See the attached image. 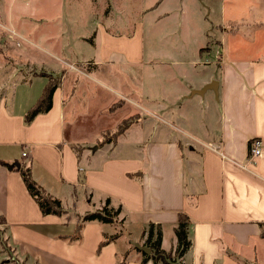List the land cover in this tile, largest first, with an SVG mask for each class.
Here are the masks:
<instances>
[{
  "label": "crops",
  "instance_id": "0c3cea01",
  "mask_svg": "<svg viewBox=\"0 0 264 264\" xmlns=\"http://www.w3.org/2000/svg\"><path fill=\"white\" fill-rule=\"evenodd\" d=\"M260 6L258 2L249 12L250 17L262 20V28L255 33L249 53H244L246 48L242 46L239 50L228 48V57L214 50L213 61L200 63L204 67L210 64L212 69L206 68V76L197 81H191L185 74L186 78H182L173 73L157 80L158 91L154 87L149 93V89L144 88L142 100L149 106L143 107L145 111L169 124L175 119L179 126L188 128L177 126L176 130L185 132L194 143L171 132L138 133L140 140L130 145L118 142L116 147L107 145L94 149L95 138L87 143L72 129L76 130L78 121L86 117L87 110L80 105V99L86 96L89 85L86 80L94 78L86 71L77 70L74 66L77 63L64 59L60 61L61 67L53 63L50 68L55 77L62 76L52 109L26 124L25 115L38 100H28L27 91L34 82H41V77L26 80L17 77L19 71L36 64L19 60L17 55L15 61L8 57L2 61L4 43L0 44V216L5 219V235L15 250L14 257L21 261L28 257L27 264H35L36 260L39 264H116L120 240L97 254L105 226L87 224L83 242L79 244L61 239L71 235L63 233V227L71 228L63 224L66 222L63 218L73 209L77 214L73 222H80V217L93 212L89 209L91 206L107 198L122 205V219L138 229L141 236L133 244L140 246L145 241L143 228L152 222L162 225V247L171 250L176 246L174 229L178 214L188 215L192 222V247L183 258L185 264H233L251 243L258 239L263 241L259 223L264 222V11L259 16ZM6 9V0H0V16L6 18ZM101 26L104 29L96 30L94 42L88 40L102 59L90 62L99 67L118 60L114 55L122 52L130 67L136 66L143 56V43L137 29L129 42L133 46L122 50L119 39L102 23ZM0 27L19 38L31 40L28 43L34 50H45L35 40L34 33L16 32L1 22ZM17 27L19 29V24ZM218 31L227 37L223 27ZM243 40L248 39L243 37ZM224 42L219 40L217 44L227 47ZM19 47L22 52L34 55L23 44ZM199 50L202 52L205 48ZM163 64L170 67L168 63ZM174 85L178 87L171 91L170 86ZM99 93L94 90V97L102 94ZM21 95L26 100H20ZM108 97L111 105L106 108L109 110L119 100ZM197 98L201 99L199 105H207L206 111L194 105ZM93 99L86 96L85 100ZM128 100L140 107L136 104L138 100ZM97 112L103 116L104 108H98ZM151 121L147 118L144 124L133 129L141 131L138 128H146ZM254 139H260L263 148L261 155L251 161L249 144ZM73 146L83 150L77 153ZM212 146L217 151H213ZM3 163L31 164L34 179L48 193L61 199L65 215L44 216L27 191L21 174ZM81 172L85 174L84 182L80 181ZM140 172L143 173L140 181L130 177ZM70 199L72 203L67 204L66 200ZM81 200H85V204L79 211ZM86 231H89L88 236ZM89 239L92 245L88 249ZM132 256L129 264H139L141 256L137 253ZM0 264H10L7 255Z\"/></svg>",
  "mask_w": 264,
  "mask_h": 264
},
{
  "label": "rangeland",
  "instance_id": "374dc122",
  "mask_svg": "<svg viewBox=\"0 0 264 264\" xmlns=\"http://www.w3.org/2000/svg\"><path fill=\"white\" fill-rule=\"evenodd\" d=\"M258 2L262 7L259 10L260 16L264 11V0H6V18L1 15L0 22L16 32L19 30L21 33H30L31 35L34 33L35 40L45 50H34L29 44L31 40L19 38L14 33L0 27V44L4 43L1 46L3 50L1 57H3L2 61L7 57L15 61L17 55L19 60L36 64L31 69L26 68L22 72L19 71L18 75H20H17V77H23V80L35 76L41 77V82H34L30 90L28 89V100L39 99L46 83L51 80L50 77H55L50 73L53 63L55 67H61L60 61L64 59L70 63H77L74 65L77 70L81 69L83 72L90 73L94 79L86 80V83L89 84L86 96L94 99L92 101L85 100L86 96L83 100L80 99V105H83L87 110L86 117H82L78 121L76 130L74 127L72 129L79 133L87 143H91L95 138L94 149L107 146H99V140L105 142L111 139L114 141L121 123L131 117H137L140 121L119 137L118 142L121 144L130 145L140 140L138 133L147 135V133L158 134L159 132H171L183 140L186 138L194 143L190 137L184 134L185 132L178 131L179 128L176 130L177 126L188 128L179 126L175 119L171 120L169 124L165 120L156 119L154 115L151 117V114L145 111L143 107L149 108V106H145L142 100V97L145 96L144 88L147 87L149 93L154 87L158 91L160 83L157 80L166 75L169 77L173 73L182 78H186L185 74L191 81H197L206 76L208 72L206 68L212 69L210 64L204 67V64L200 63L213 61L214 50H220L228 57V48L239 50L242 46L246 48L243 52L249 53V47L253 46L256 39L255 33L259 28H262V20L256 16L250 17L249 13ZM101 23L119 39V46L122 50L127 46H133L129 42L133 39L131 37L137 29L141 43H143V56L136 66L130 67L126 55L122 52L119 53V56L114 55V59L118 58V60H112L99 67L90 62L93 59H102L88 40L89 38L94 42L96 30L99 31L103 28ZM218 26L225 29L227 37L221 35L222 32L218 31L221 28ZM3 31L5 33H2ZM243 37L248 40H243ZM219 40H223V42L227 40L226 43L224 42L227 47L221 48L217 44ZM241 40L244 42L241 43ZM21 44L31 49L35 57L22 52L19 47ZM200 48H205V51L200 52ZM57 57L61 60H58ZM80 61L81 63L78 64ZM152 62H158V64L153 65ZM195 62L200 65L196 67L193 64ZM5 63H8L7 60ZM163 63H168L167 65L170 67H166ZM164 70L167 71L164 72ZM151 75L155 77V80ZM151 80L154 83L151 84ZM81 82L84 80L81 79ZM174 87L178 86H170V90L174 91ZM93 89L102 92V94L94 97ZM102 90L106 93H103ZM121 95L126 98H121ZM160 95L163 96V94ZM108 96L118 97L119 100L109 110L106 108L111 105ZM136 97L141 99L138 100ZM128 99L138 100L136 104H140V107L130 104ZM197 99L194 101V105L206 111L207 105H199L201 99ZM20 100L26 99H22L21 95ZM100 107L104 108L103 116L97 112ZM147 118H151L153 121L146 125V128L144 126L142 129L138 128L141 131L133 129L139 124H144ZM156 126L159 127L157 130ZM110 146L112 145L109 144L107 147L110 148ZM128 148L125 147V149ZM81 150L83 148L78 149L79 152ZM86 196L88 198V195ZM70 202L71 199L66 200L67 204ZM94 202L97 203V201ZM104 203L103 201L101 204L98 202L89 209L96 211ZM84 204L85 200H81L79 211ZM74 211L73 209L68 217L63 218L66 221L63 224H66V227L71 226L69 229L63 227L64 235L70 233L72 235L75 226L79 223L73 222L77 220V214ZM122 218L123 215L112 226L104 227V232L108 235L120 233L118 235L120 243L117 248L120 257L130 250V243L141 236L137 228L127 225L124 222L125 218ZM88 232L86 231L87 236ZM4 237L7 236L4 235ZM260 238L263 241L258 239L257 242L251 243L244 249V253H241L243 255L233 260V264H264V238ZM91 245L92 241L89 239L88 249ZM168 246L167 243L166 248ZM132 254L130 259H133ZM4 257L6 258V255L0 251V262Z\"/></svg>",
  "mask_w": 264,
  "mask_h": 264
},
{
  "label": "trees",
  "instance_id": "16d2710c",
  "mask_svg": "<svg viewBox=\"0 0 264 264\" xmlns=\"http://www.w3.org/2000/svg\"><path fill=\"white\" fill-rule=\"evenodd\" d=\"M43 93L37 102L30 108V110L25 115V123L31 124L33 120L40 114H45L52 109L53 106V97L57 89L61 85L62 76L60 77H50ZM139 118L131 117L127 120H124L121 123V126L117 129V136L113 140L108 139L107 141L99 140V146L112 145L116 147L118 144L119 137L127 132L130 127L134 124L139 123ZM102 135V139H103ZM106 140V138H105ZM251 142L249 144V148ZM74 150L78 153L76 146H73ZM6 165L10 170L17 171L21 174L23 182L27 188V191L31 197L37 203L41 213L44 216L54 215L63 217L65 215V209L63 207L61 199L48 193L45 188L39 184L33 177L32 165L29 163H19L20 167L16 165ZM142 172L131 174L130 177L135 180H141ZM85 174L80 173V181L84 182ZM123 212L121 204H114L111 198L105 200L104 205L93 212H87L83 217H81L80 222L75 226V231L69 237H61L62 240L69 244H79L83 239V230L88 223H99L102 226H112L116 223ZM6 222L4 217L0 216V251L3 254H6L9 258V263L11 264H27L28 257L24 261L14 257V248L10 244L9 237H4L7 234ZM192 226L191 219L185 213H179L177 224L174 229L176 246L169 251L163 249V228L161 224L148 223L144 228L143 237L144 242L141 244L143 247L149 248L151 250L150 254L142 251L135 244H131L130 250L125 252L121 257L117 254L116 264H129L131 253H137L141 256L139 264H147L152 262V264H185L183 258L189 252L192 247V240L190 239V229ZM259 226L261 228L260 237L264 238V222H260ZM120 234V233H119ZM118 234V235H119ZM116 234H110L103 232L102 240L97 248V254H100L102 250L112 243H116L120 237ZM35 264H39L38 261H35Z\"/></svg>",
  "mask_w": 264,
  "mask_h": 264
},
{
  "label": "built area",
  "instance_id": "2783aa9c",
  "mask_svg": "<svg viewBox=\"0 0 264 264\" xmlns=\"http://www.w3.org/2000/svg\"><path fill=\"white\" fill-rule=\"evenodd\" d=\"M210 147V146H209ZM263 148V142L260 139H254L251 141V146L249 148V160H253L254 158L261 155ZM213 151H217L216 147H211ZM23 156L26 157L27 154L23 153Z\"/></svg>",
  "mask_w": 264,
  "mask_h": 264
},
{
  "label": "water",
  "instance_id": "95a60500",
  "mask_svg": "<svg viewBox=\"0 0 264 264\" xmlns=\"http://www.w3.org/2000/svg\"><path fill=\"white\" fill-rule=\"evenodd\" d=\"M18 168L20 167V164L19 163H16L15 164ZM136 247H138L139 249H141L142 251L146 252L147 254H150L151 253V250L149 248H146V247H143V246H140L138 244H135Z\"/></svg>",
  "mask_w": 264,
  "mask_h": 264
}]
</instances>
